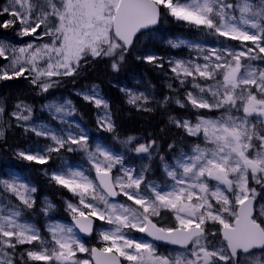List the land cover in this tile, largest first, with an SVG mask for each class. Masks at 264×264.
Returning <instances> with one entry per match:
<instances>
[{
	"label": "snow or ice",
	"instance_id": "1",
	"mask_svg": "<svg viewBox=\"0 0 264 264\" xmlns=\"http://www.w3.org/2000/svg\"><path fill=\"white\" fill-rule=\"evenodd\" d=\"M237 8L238 17L234 14ZM165 14L245 45L238 51L227 45L220 50L199 49L207 53L203 64L177 60L171 68L177 78L192 77V90L175 101L181 108L190 105L194 110L220 113L214 119L198 114L195 123L169 117L170 123L189 136L199 139L202 134L204 146L194 145L190 153L181 152L172 163L161 156L163 171L171 181L161 185L146 178L148 164L139 171L125 168L122 155L100 144L92 149L83 130L74 134L69 125L57 134L47 125L25 127L26 132L47 137L55 146L37 147L34 154L32 149L19 151L23 160L44 165L53 153L64 149L87 154L90 168L65 165L50 180L68 189L88 210L67 203L74 227L81 233L92 234L95 221L102 222L99 240L103 247H86L72 226L49 225L46 237L34 225L20 223L25 211L34 208L36 188L12 176L0 180V187L15 195L20 204L0 203V264H241V256L247 258L246 264H264V255H252L257 250L264 253V205L259 216L255 207L258 198L264 197V0L259 6L249 0H242V6L228 0H5L0 16L9 19L0 22V28L18 26L21 37H43L51 42L13 47L12 56H6V45L0 43V57L11 61L0 68V80L27 77L47 92L58 78L77 76L82 61L86 63L89 57L109 59L112 71L118 72L136 34L157 24ZM143 59L157 63L153 55ZM180 82L185 84L183 79ZM78 95L97 107H108L96 86ZM128 95V103L138 108L141 101H148L144 93ZM45 107L59 114L62 123L71 114L69 109L75 111L70 101ZM4 111L0 107V113ZM25 111L29 115H23ZM11 115L17 121H29L31 107L18 102ZM101 127L115 131L110 114H105ZM134 141L129 136L123 143L151 160L156 141L131 148ZM118 165L120 174L113 175ZM121 196L126 199L119 200ZM45 204L42 211L47 215L53 205L47 200ZM162 212L172 213L176 225L158 227L153 218ZM215 224L220 225L219 231L210 232ZM131 229L179 245L182 251L175 256L158 255L154 243L129 238L126 230ZM221 234L223 246L216 247L212 238ZM77 253H89L90 259H78Z\"/></svg>",
	"mask_w": 264,
	"mask_h": 264
},
{
	"label": "trees",
	"instance_id": "2",
	"mask_svg": "<svg viewBox=\"0 0 264 264\" xmlns=\"http://www.w3.org/2000/svg\"><path fill=\"white\" fill-rule=\"evenodd\" d=\"M4 3L5 0H0V5ZM7 19H9L7 15L0 16V22ZM18 31V26L8 29L0 28V41L14 44L24 42L27 38L18 36ZM197 34L204 35V37L206 35V41L209 39L211 43L222 47L227 45L231 48H243L245 46L240 41L204 32L202 28L188 22L178 21L165 14L152 31L140 33L135 37L134 44L126 54L118 72L112 71L109 59L97 58L88 59L86 63L82 61L81 71L77 76L58 78L60 80L57 84L49 88L47 92H41L30 83L27 77L0 80V100L5 109L2 116L4 135L0 137V180L10 175H19L36 188V192L32 193L35 201L34 208L25 211L22 217L24 221L34 225L46 237H48V232L45 229L50 221L70 222L71 213L67 208V203L77 204L79 199L68 189L52 182L51 172L65 166L66 162H79L83 165L86 163L80 156L76 157V152L66 150L53 153L52 158L44 165L21 159L17 155L19 151L37 147L44 148L49 145V142L48 139L36 136L31 131H25V127L11 115L16 109L15 104L22 101L35 107L52 99H67L75 109L72 119L86 131L89 145L101 142L114 152L122 153L124 162L135 164L136 168L138 165L140 167L143 165L141 155L131 151L130 147L123 142L129 136L135 137L131 145V148H134L140 143L155 140L157 151L149 160L150 171L145 175H152L159 180L164 176L161 170V156L172 163L173 157L177 156L180 150L188 151L192 145L199 142L196 138L186 134L182 128H177L174 123H170L169 117L179 119L184 117L191 120L198 114L210 116L215 113L209 110H194L190 106L179 108L172 103L176 99L183 100L186 91L191 87L186 82L182 85L176 74L171 71L174 59L187 55L185 48L164 43L165 38L178 36L192 38ZM146 55L157 57V63H148L143 59ZM4 61L5 58L0 57V68ZM255 63L261 64L260 61H255ZM137 80H140L143 85L149 84L157 97V101L151 108L152 111H145L141 107L138 108L128 103V98L122 91L123 88L138 87ZM91 85L98 87L100 95L108 104L105 111L110 114L115 125L113 132L107 131L99 124L102 115L101 107H97L93 102L85 101L77 93L88 89ZM181 91H183V96H178L177 92ZM165 97L170 99L165 101ZM36 111V118L54 124L50 116L40 112L37 108ZM170 144L173 145V149L169 148ZM46 200L53 205L47 215L42 211L46 206ZM0 201L3 203L10 201L13 205L20 204L12 193L4 192L2 187H0ZM160 223L170 227L174 226L170 215L169 219L158 222ZM210 228L218 231L216 224ZM98 229H95L92 236L84 239V243L90 241V243L100 244ZM216 238L218 239L219 235ZM20 250H23V246Z\"/></svg>",
	"mask_w": 264,
	"mask_h": 264
},
{
	"label": "rangeland",
	"instance_id": "3",
	"mask_svg": "<svg viewBox=\"0 0 264 264\" xmlns=\"http://www.w3.org/2000/svg\"><path fill=\"white\" fill-rule=\"evenodd\" d=\"M228 2L229 3H241V6H242V0H228ZM249 2L251 3V4H254V5H257V6H259L260 5V0H249ZM253 10H255V9H253ZM237 17L240 15V13H239V9L237 8V10L235 11V13H234ZM39 31V30H38ZM206 31H208L207 29H206ZM19 36V35H18ZM27 39L24 41V42H22V43H18V44H14V43H10V42H7V41H0V43H2V44H4V45H6V56H12L13 55V53H12V51H11V49L14 47V48H16V49H19L20 47H24V46H26L27 44H29V43H35V44H37V45H41V44H43V43H50L51 41L48 39V38H43V37H41V38H36V37H26ZM184 42V43H181V42ZM170 42H171V44H173V45H176L175 47H179V46H184L185 47V50H186V53L189 55L187 58H179V59H176L175 61H177V60H182V61H194V62H198V63H200V64H203L204 63V61H203V55H205V54H207L206 52H201V51H199V49H212V48H215V49H217V50H220V49H222L223 47H219L218 45H210V44H208L207 42H205V40H204V38H202V37H198V38H195V39H191V38H183V37H181V36H179V37H175V38H170V37H166L165 38V41H164V43H168V44H170ZM247 44H248V47H254L252 44H251V42H247ZM233 50H236V51H238V50H242V49H233ZM18 54V53H17ZM146 56H148V55H146ZM145 56V57H146ZM88 59H92L91 57H89ZM174 61V62H175ZM10 63H11V61L10 60H7V59H5V61L2 63V65H1V68H3L5 65H10ZM174 64V63H173ZM256 65H258V64H256ZM26 66V65H25ZM181 78H183V76H181ZM220 78H222V77H220ZM54 79H57V78H54ZM60 79H58V81H59ZM185 80H186V82H188V84L192 87V77H185ZM201 83H203L202 81H201ZM211 83V82H210ZM137 84H138V87H135V88H131V89H129V88H123L124 89V93H125V96H127V98H128V100H129V95H128V93L130 92V93H132V94H136V95H139L140 93H144L146 96H148V101H147V103H145V102H143V101H141L140 102V104L142 105V109L144 110V108H149V107H151L153 104H154V102L157 100V98H156V96H155V93H154V91H153V89L151 88V86L149 85V84H147V85H143L142 84V82L140 81V80H137ZM93 86L94 85H91L90 87H88V89H86V90H83V91H80V92H77V93H81V92H91V90H92V88H93ZM96 89H97V91H98V94H99V98H102V96L100 95V93H99V89H98V87H96ZM40 90V89H39ZM82 99H83V97L81 96V95H79ZM103 99V98H102ZM104 100V99H103ZM105 101V100H104ZM176 101V100H175ZM66 102H68V100L67 99H64V100H58V99H52V100H49V101H46V102H44V103H41V104H39V105H37V106H35V107H33L32 105H29L30 107H31V115H30V119H29V121H18V123L19 124H21L23 127H29V128H31L32 126H37V125H47L49 128H51V129H53V130H55L56 132H57V134H59L60 133V131H61V129H63V130H68V128H69V125H71V128H72V130H73V133L75 134L76 132H79V131H81V130H83L82 129V127L80 126V124L79 123H77L76 121H74V119H72V114H73V112L74 111H71V109H69V111L71 112V114L70 115H68V116H66L65 118H64V120H65V122L64 123H62L61 122V119H60V115L59 114H57V115H54L53 114V112H50L49 111V109L47 108V107H45L46 105H49V104H55V105H57V106H59V105H65L66 104ZM106 102V101H105ZM152 102V103H151ZM94 103V102H93ZM176 103V102H175ZM25 104V103H24ZM177 104V103H176ZM16 105L17 104H15V108H16ZM26 105H28V104H26ZM95 105V104H94ZM72 106V105H71ZM178 106H180V105H178ZM190 106V105H189ZM0 107H3L2 106V103H1V100H0ZM101 107V113H102V115L100 116V120H99V124L101 125V123H103V118L105 117V114L107 113L106 111H105V108L101 105L100 106ZM36 108H37V110H39L40 112H44L46 115H48V116H50L51 117V119L54 121V124H52V123H49V122H46V121H43V120H41V119H39V118H36V114H37V111H36ZM16 110V109H15ZM23 115H29V113L27 112V111H25L24 113H23ZM220 115V113L218 112L217 114H214L212 117H207V118H211V119H214V118H216V117H218ZM2 116H3V113H0V125H2V128H3V133H4V126H3V119H2ZM206 117V116H205ZM15 118V117H14ZM34 118H35V120H34ZM196 122V118H194L193 120H192V123H195ZM77 125L79 126V127H77ZM83 132L86 134V131L85 130H83ZM35 134V133H34ZM40 137H42V136H40ZM194 138H196L197 139V137H195V136H193ZM42 138H45V139H48V142H49V145H51V146H55L54 144H53V142L49 139V138H47V137H42ZM198 140H200V142L198 143V144H200L202 147L204 146L203 145V137H202V134H201V136H200V138L198 139ZM97 144H100V145H102V146H105L104 144H102V143H100V142H95V143H93V145H90V147L92 148V149H94L95 148V146L97 145ZM48 145V146H49ZM107 147V146H106ZM109 148V147H108ZM111 151H113L111 148H109ZM192 149V148H191ZM191 149L189 150V151H187L188 153H190L191 152ZM35 150H36V148L35 149H32V152H33V154L35 153ZM64 150H66V149H64ZM155 149H153L152 151H154ZM67 151V150H66ZM68 152V151H67ZM76 152V157L77 156H80L85 162H86V165L84 166V165H82L81 163H79V162H72V163H70V162H66V164L65 165H67V166H70V167H72V168H84V169H88V168H90V165H89V163L87 162V154L86 153H84V152H81V151H75ZM114 152V151H113ZM182 152H186V151H182ZM114 153H116V154H120V155H122L123 156V154L122 153H119V152H114ZM181 153V152H180ZM179 153V154H180ZM178 154V155H179ZM143 157L144 158H146V159H148L147 158V154H143ZM174 160V159H173ZM125 168H130V169H134V170H137V169H135L134 168V166L133 165H129L128 163H124V165H123ZM119 165L115 168V169H113V175H119L120 174V172H119ZM162 168H163V166H162ZM56 171V170H55ZM137 171H139V170H137ZM54 171H52L51 172V175H52V173H53ZM164 172V171H163ZM93 173H94V170L92 171V175H93ZM165 174V173H164ZM12 176H16L17 178H18V182L19 183H24V184H27V185H29L30 187H32L31 186V184L30 183H28V182H26V181H24L19 175H10L9 177H7L6 179H4V180H9ZM165 179L167 180V183H171V181L169 180V178H167L166 177V175H165ZM149 181H154V182H156L157 184H161V185H163L164 183H159V182H157V181H155V180H153V179H149ZM165 190H167V189H165ZM257 191L259 192L260 191V189L258 188L257 189ZM14 197H15V195H13ZM16 198V197H15ZM17 199V198H16ZM79 199V198H78ZM126 198H124V197H120L119 198V200H121V201H123V200H125ZM18 200V199H17ZM19 201V200H18ZM0 203H3V202H1L0 201ZM129 204H131L132 202L131 201H129L128 202ZM72 204H74V203H72ZM74 205H77L79 208H80V210H82V211H88L87 209H85L82 205H80L79 204V201H78V203L77 204H74ZM261 205H264V197H262V198H258V200H257V202H256V205H255V207H256V215L257 216H259V209H260V207H261ZM167 213H169L171 216H172V218H173V220H174V222H175V225H176V221H175V217H174V215L172 214V213H170V212H167ZM19 222L20 223H29V222H27V221H24L22 218H20L19 219ZM29 224H31V223H29ZM52 224H59V225H66V226H72V224L69 222V223H66V222H62V221H59V220H54V221H50L49 222V224L47 225V228L45 229V231H47L48 232V226L49 225H52ZM219 225V224H218ZM220 226V225H219ZM73 227V226H72ZM107 227V226H106ZM162 227H166V226H162ZM102 230V229H101ZM100 230V231H101ZM131 231H134V232H139L137 229H131ZM210 232H212V230H209ZM74 232L76 233V231H75V229H74ZM77 234V233H76ZM77 236L82 240V238L77 234ZM129 238H133V239H136L137 241H149V242H152L150 239H148L144 234H143V236L142 235H134V236H130L129 235ZM216 247H221V246H223L222 245V239H217V240H214L213 238H212V241H211ZM153 243V242H152ZM85 246L86 247H89L90 246V241H88V242H85ZM156 246V245H155ZM157 248V247H156ZM166 252H165V254L164 255H172V256H175L178 252H181L182 251V249L180 248V246L179 245H172V246H169V247H166ZM158 255H161V254H158ZM253 256H261V255H264V253H261V252H255V253H253L252 254ZM163 256V255H162ZM242 257V264H246V261H247V258L246 257H244V256H241ZM77 258L78 259H89V258H87L86 257V253H77Z\"/></svg>",
	"mask_w": 264,
	"mask_h": 264
},
{
	"label": "water",
	"instance_id": "4",
	"mask_svg": "<svg viewBox=\"0 0 264 264\" xmlns=\"http://www.w3.org/2000/svg\"><path fill=\"white\" fill-rule=\"evenodd\" d=\"M156 25V24H155ZM154 25H150L148 28H150V27H153ZM147 29V28H146ZM145 29H141L140 31H144ZM139 31V32H140ZM72 223H73V225L75 224V222L73 221V219H72ZM76 230H77V232L78 233H80V235H83V236H85V235H87L86 233H81L80 231H79V229L78 228H76ZM221 236V238H222V234L220 235ZM165 243H168V242H166V241H164ZM93 263L95 264V262L93 261Z\"/></svg>",
	"mask_w": 264,
	"mask_h": 264
}]
</instances>
